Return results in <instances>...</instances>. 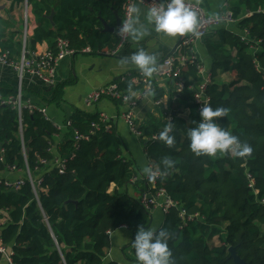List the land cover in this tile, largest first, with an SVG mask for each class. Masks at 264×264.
<instances>
[{
  "label": "trees",
  "instance_id": "obj_1",
  "mask_svg": "<svg viewBox=\"0 0 264 264\" xmlns=\"http://www.w3.org/2000/svg\"><path fill=\"white\" fill-rule=\"evenodd\" d=\"M5 1L12 5L11 11L23 12L27 5L31 23L32 17L35 20L34 34L26 41L27 55L37 45L47 43L55 58L62 40L74 56H110L118 47L119 38L106 26L117 27L127 0ZM229 5L238 28L247 34L243 39L220 30V41L208 44L213 67L207 93L210 107L227 109L226 116L217 120L219 126L241 144L249 145L251 154L241 158L218 152L209 157L196 156L190 150L187 132L201 119L193 103L201 63L187 48L181 54L194 55L197 60L181 66L185 87L175 110L185 107L191 115L186 120L172 113L173 119L167 123V114L163 123V128L172 124L174 144L169 147L159 140L160 125L140 126L148 139L143 144L150 165L166 172L155 189L148 179L136 180L133 163L123 157L118 131L113 124L102 122L100 115L74 111L66 138L54 154L52 147L62 131L42 113L24 110L23 144L28 164L35 178L43 177V183L38 190L39 202L28 182L18 191L0 185V218L9 220L0 236L13 252L14 264H117L108 260L111 235L127 229L135 237L139 227L149 229L152 215L137 195L156 196L160 189L176 204L165 215L162 228L155 231L170 234L171 264H235L230 248H236L246 264H264V0H232ZM2 26L14 29L10 21L0 22V58L8 54V63H20L22 32L19 40V33L7 38ZM219 72L228 74L230 82H218ZM137 77L113 83L129 102L143 90V83L133 82ZM152 84L155 100L161 101L164 91L155 81ZM66 86H56L55 101H61ZM17 92V88L0 83L3 98H14ZM113 101L127 105L122 100ZM18 130L17 111L0 106V157L4 150L6 164L24 170ZM73 131L85 139L76 143L71 139ZM153 136L158 139L151 140ZM165 158L174 161L172 169H164ZM63 159L68 160L60 173L55 161ZM41 160L47 161L46 165ZM249 175L254 180L252 188ZM130 186L137 195H130ZM183 210L186 217H181ZM215 239L219 245H212ZM132 251L135 256L133 247ZM0 264H7L4 257H0Z\"/></svg>",
  "mask_w": 264,
  "mask_h": 264
},
{
  "label": "crops",
  "instance_id": "obj_2",
  "mask_svg": "<svg viewBox=\"0 0 264 264\" xmlns=\"http://www.w3.org/2000/svg\"><path fill=\"white\" fill-rule=\"evenodd\" d=\"M192 1L199 3L204 11L211 16H219L226 11V0ZM138 6L142 10V15L139 17L140 22L148 29L150 32L149 35L139 41L128 39L124 47H122L115 56L78 55L59 61L55 64L54 86H50L42 79L33 78L30 75L24 77L22 84L25 98L35 106L45 107L50 121L59 129H62L63 125L70 119L73 112L76 110L87 114L104 116L107 122L113 124L118 131L123 143V157L133 163L134 171L137 175L136 180H143L146 179L143 174V169L146 166H150V163L146 156L143 142L131 133L128 125L123 119V115L128 111L127 105H118L108 98L101 100L95 105L86 104L87 98L94 91L116 83L127 76L143 75L135 66L131 64H122V60L127 59L138 50L143 49L149 54H154L157 57L158 66L167 57L175 53L180 45L181 39L190 36H182L183 38H167L156 34L152 26L148 24L146 15L143 14L147 13L148 9L141 4H138ZM11 8L12 5L9 2L0 0V22L6 24L10 21L14 29H7L2 26V30H5L7 38L12 33H19L17 37V40H19L20 33L24 28L22 12L19 9L11 11ZM237 24L213 28L202 41L194 45L193 53L200 60L204 68V77H201L195 83L194 87L198 86L204 78L210 79L212 77L213 61L208 51V44L220 41L218 33L220 30H224L235 36H241L243 39L246 38L245 32H241ZM31 27L32 32L30 37L34 34V30L36 29L33 17ZM48 52L49 45L43 43L37 45L34 52H29L27 59L34 63L40 62L42 57ZM249 53L253 52L250 50ZM154 78L155 76L153 74L149 79L153 80ZM19 81V74L15 68L0 64V83H6L14 88H18ZM217 81L220 83H229L230 77L228 74L219 72ZM64 84H67V86L64 88L62 99L60 102H57L55 101L56 86ZM158 85L159 88L164 91V97L161 100L162 103L157 105L154 95H147L140 100L137 107L134 109L139 126H145L146 123L149 125L156 124L160 125V130H162L164 129L163 123L165 117L169 113H176L179 117L188 120L191 115L190 109L182 107L179 111L175 110V106L178 104V99H175V82H161ZM61 131V134L56 137V144L52 147L54 154H57L59 151L57 145L63 143L68 132L67 129ZM129 193L131 196L138 194L132 186L129 188ZM140 197V195H137L138 199H140ZM151 215L152 219L149 229L155 232L162 228L165 220V213L162 208L157 207L152 211ZM133 239L134 235L127 229H121L113 233L111 235V248L108 260L117 264H137L131 247L129 249Z\"/></svg>",
  "mask_w": 264,
  "mask_h": 264
},
{
  "label": "built area",
  "instance_id": "obj_3",
  "mask_svg": "<svg viewBox=\"0 0 264 264\" xmlns=\"http://www.w3.org/2000/svg\"><path fill=\"white\" fill-rule=\"evenodd\" d=\"M232 0H226V11L224 14L219 15V20L214 19L213 17L208 15L203 7L192 0H185V3L191 7V9L197 14L199 19V36H188L184 39H182V42L178 46V49L175 51L178 55L176 57L173 56V54L169 57H167L161 64L157 66V71L154 73L155 78L153 80H150L149 78L139 75V77L134 78L133 82L135 84L143 83V90L140 92V94L137 96L136 100L134 102H129L128 97L126 96L125 92L120 89V87L117 84H111L109 86L100 88L93 93L89 95V97L86 100L87 105H95L99 103L101 100L108 98L111 100H122L123 102L127 103L128 111L123 115V119L128 125L131 133L140 139L142 142L148 141L145 133L141 130L139 124L137 123L134 109L137 107L138 103L142 98H144L147 95H153L154 94V86L152 84V81H155L157 84L161 82H170L174 81L175 79L179 78L177 82H175L176 90L175 99L177 100L179 97V94L183 91L185 87V83L182 80L181 77V66H184L186 63L196 62L197 58L196 56L192 55L191 57L185 56L181 54V50L183 48L190 49L193 53V47L196 43L202 41V39L208 34V32L213 28H219L223 25H235L237 24L236 19L234 18V15L232 11L230 10V2ZM133 2H136L137 4H141L145 6L148 10L154 6H159L164 2V0H127L126 3L123 6V18L122 22L129 19V8L132 6ZM22 16L25 21V33H24V48L22 53V58L20 63L14 64V63H8L7 61V55L5 54L0 58V64L5 66L13 67L17 70L19 74V86L17 88L18 92L16 97L14 98H3L0 94V106H12L13 110L17 111L18 114V121H19V138L22 141L23 144V119L22 114L24 110L29 111L31 114L34 112L42 113L49 121V116L47 114V109L45 107H38L35 106L32 102L25 100V94L23 91V79L26 75H30L33 78H40L42 79L46 84L50 86L55 85V78H54V72H55V64L59 61L68 58L73 57L74 53L73 51H70L67 46L68 43L66 41H59L58 43V49L59 54L57 57L54 58L52 53L48 52L46 53L40 62H32L27 59V51H26V41L30 38V29L28 28V24L30 25V16L29 11L27 8V5L24 6ZM121 22V24H122ZM31 26V25H30ZM121 26V25H120ZM115 28V34L117 35V31L120 28ZM247 33H245L246 35ZM119 38V44L115 52L112 53L111 56H115L119 50L124 47V45L127 43L128 38H121L117 35ZM85 52H89V50H86ZM178 64V66L176 65ZM261 70L264 72L263 67H261ZM198 72H199V79L201 77H204V68L201 64H198ZM212 79L210 78H204V80L198 84V86L195 88V95L193 99V103L196 107V112L200 115L201 109L204 107V105L210 106L211 99L207 93L208 87L211 84ZM162 101H156L157 105H160ZM166 122L171 123L173 116L172 113H169L166 117ZM102 122H107V120L104 118V116H101ZM51 122V121H50ZM54 125V124H53ZM71 123L68 119L66 123L63 125L62 129H68L70 128ZM95 128H98L95 126ZM76 143L79 141L85 139V137L81 136L79 132L73 131L72 138ZM158 136H153L151 140H157ZM5 151L1 150V157H0V185H3L7 190H14L18 191L22 187L26 185L28 182L32 190L36 196V200L39 202V193L40 187L43 183V177L39 176L36 177L32 174V171L29 167L28 160H27V152L23 144V155H24V161H25V168L24 170L17 168L15 165H8L5 162L4 158ZM68 159H63L61 161L57 160L55 163L57 164V167L60 171V173H64L65 170V164ZM47 161L41 160V164L46 165ZM54 165V161H53ZM150 167H152L150 165ZM153 168V167H152ZM157 172V178L155 180H149L152 184V188H156L157 181L161 178L160 172L155 170ZM147 179V178H146ZM248 179L250 180V187L252 188L254 186V180L249 175ZM149 193V192H148ZM142 205L145 207L147 211H149L152 214V211L160 207L164 211L165 215L169 213L170 209L175 207L176 204L166 196V193L164 190L160 189L157 192L156 196L151 195H143L140 199ZM181 217H186V212L183 210L181 211ZM192 218H189L188 220H191ZM8 218L6 216H2L0 218V233L4 225L8 224ZM13 252H11L2 242L1 236H0V257H4L7 264H14L13 263Z\"/></svg>",
  "mask_w": 264,
  "mask_h": 264
},
{
  "label": "clouds",
  "instance_id": "obj_4",
  "mask_svg": "<svg viewBox=\"0 0 264 264\" xmlns=\"http://www.w3.org/2000/svg\"><path fill=\"white\" fill-rule=\"evenodd\" d=\"M146 15L148 24L152 26L156 34L167 38H176L186 35L199 36V19L197 14L185 3V0H164L159 6L150 8ZM142 10L136 2L129 8V19L122 22L117 31L121 38H128L132 41H139L150 32L140 22L139 17ZM219 20L220 17H213ZM122 64H131L138 69L143 76L152 77L157 71V57L149 54L143 49L138 50L133 55L121 61ZM131 92V88H129ZM227 109L216 108L204 105L200 111V122L196 127L187 132L190 140V150L196 156H215L219 153H234L237 157H245L251 154L252 149L247 144H241L238 138L220 127L216 122L224 118ZM172 124L161 130L159 140L166 146L174 144V136L171 135ZM165 170L174 167V161L165 158L162 161ZM143 174L148 180H155L157 172L152 167L146 166ZM166 172L160 173L161 177ZM169 232L162 230L158 233L141 226L137 229L132 240V247L135 251L137 264H171V251L167 240Z\"/></svg>",
  "mask_w": 264,
  "mask_h": 264
},
{
  "label": "water",
  "instance_id": "obj_5",
  "mask_svg": "<svg viewBox=\"0 0 264 264\" xmlns=\"http://www.w3.org/2000/svg\"><path fill=\"white\" fill-rule=\"evenodd\" d=\"M53 16L54 14L50 17V20L52 21L53 20ZM121 22H122V19L121 18H118L117 20V27H119L121 25ZM107 30L111 33H114L115 32V29L114 28H108L106 26ZM183 38V37H182ZM181 42H182V39H181ZM180 42V43H181ZM229 253L231 255V257L233 258L234 260V263L235 264H246L239 256H238V253H237V250L236 248H230L229 249Z\"/></svg>",
  "mask_w": 264,
  "mask_h": 264
},
{
  "label": "rangeland",
  "instance_id": "obj_6",
  "mask_svg": "<svg viewBox=\"0 0 264 264\" xmlns=\"http://www.w3.org/2000/svg\"><path fill=\"white\" fill-rule=\"evenodd\" d=\"M32 23H31V21H30V25H31ZM29 24H28V28L30 29V34H31V32H32V27L30 26ZM23 30H22V41L24 42V33H25V21H24V18H23ZM140 199H141V197H140ZM220 243H219V241H218V239H215V240H213L212 241V245H219ZM130 247H131V249H132V246H129V249H130ZM128 249V250H129ZM129 254V253H128Z\"/></svg>",
  "mask_w": 264,
  "mask_h": 264
}]
</instances>
